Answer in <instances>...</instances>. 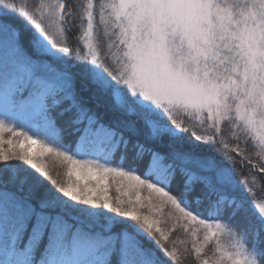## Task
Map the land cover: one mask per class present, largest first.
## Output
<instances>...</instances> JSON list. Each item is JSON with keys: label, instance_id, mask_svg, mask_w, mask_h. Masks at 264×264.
Listing matches in <instances>:
<instances>
[{"label": "snow or ice", "instance_id": "1", "mask_svg": "<svg viewBox=\"0 0 264 264\" xmlns=\"http://www.w3.org/2000/svg\"><path fill=\"white\" fill-rule=\"evenodd\" d=\"M0 49V264H264V0H0Z\"/></svg>", "mask_w": 264, "mask_h": 264}, {"label": "trees", "instance_id": "2", "mask_svg": "<svg viewBox=\"0 0 264 264\" xmlns=\"http://www.w3.org/2000/svg\"><path fill=\"white\" fill-rule=\"evenodd\" d=\"M6 60H7V56H6L5 51L3 49H0V72L3 71V66L6 63ZM69 139H74V138L69 137ZM49 163H53V161L49 160ZM99 211H103V210H99Z\"/></svg>", "mask_w": 264, "mask_h": 264}]
</instances>
